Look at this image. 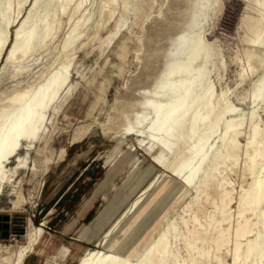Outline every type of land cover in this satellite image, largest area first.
<instances>
[{"label": "rangeland", "instance_id": "obj_1", "mask_svg": "<svg viewBox=\"0 0 264 264\" xmlns=\"http://www.w3.org/2000/svg\"><path fill=\"white\" fill-rule=\"evenodd\" d=\"M197 38L200 59L180 53L175 68V49ZM181 78L185 104L167 138L148 100L157 92L166 102ZM19 111L24 128L0 166V223L9 232L0 230V264H22L50 246L58 218L106 170L92 229L100 239L73 261L48 264H124L173 199L176 237L168 239L180 264H232L230 244L217 250L213 239L244 219L252 233L234 264H264V189L250 210L254 182L264 179V0H0V130ZM203 139L200 172L182 186L173 170ZM219 183L230 192L225 209ZM193 227L204 236L195 243L203 256L185 247ZM68 253L62 245L58 256ZM162 264H176L174 256Z\"/></svg>", "mask_w": 264, "mask_h": 264}, {"label": "bare ground", "instance_id": "obj_2", "mask_svg": "<svg viewBox=\"0 0 264 264\" xmlns=\"http://www.w3.org/2000/svg\"><path fill=\"white\" fill-rule=\"evenodd\" d=\"M104 15H105V10L102 9L100 12L99 21L103 19ZM203 46L204 45L200 38H197L196 42L193 43V45L191 44V42H189L188 44H183V43L179 44V46L173 52V56L175 57L172 60L174 63V67L177 68L183 65V61L177 60L179 58H176V56L180 53L184 54L187 60L197 59V58L200 59V54L203 49ZM185 84H186V80L184 78H181L177 84L172 86L171 92L169 94V99L164 103L160 102V100L157 98L158 96L157 92H155L154 94L156 96L148 100V105L151 106L155 111H157L156 121H155L156 130L160 131L161 129H165V136L167 138L173 135L172 130H177V128L179 127L178 122L181 119V117L178 116V114L181 110L180 108L183 107V105L185 104V96H184ZM20 112L21 111L15 112V114L8 121L7 125L0 130V166H2L12 155L11 148L15 145V138L16 136L21 134L24 128V120L16 119V117L19 115ZM23 112L25 118L29 119L33 112V104L27 103L26 106L23 108ZM183 117L184 115H182V119ZM233 126H234L233 121L230 119L227 120L225 122L224 134L227 135V133L233 129ZM35 132H36V127H32L33 136ZM163 142L166 144L165 141ZM204 145H205V140L203 139V141H201V143L197 146L198 151L190 158H188L183 163L180 169L178 168L176 170H173L174 176L177 173H182L181 176L182 186L184 184L187 185L188 183H190V181L194 179L196 175L200 172L201 168L199 164L206 156L201 154L199 160L197 161L198 163H194V162L196 159H198L197 157L201 153V150L204 148ZM220 186H221L220 189L222 195L220 203H222V207L224 208L226 206L225 199L229 197L230 192L228 191L226 192V190L222 189L223 185L220 184ZM263 189H264V179H256L254 182V197H253V203L255 204V206L250 209L253 215L255 214V210L257 207L256 205L262 199ZM150 196L151 197L149 198V200H147V202L143 206L144 209H148L153 204L157 194L156 192H154L151 193ZM175 200L176 199H173L169 204L164 206L158 218L155 219L156 221L146 226V231L143 233L144 237L140 239V241L136 240V242L133 244L132 247L134 248V253L132 256L130 257L126 256L124 258V264H133V261L134 263H136L135 261L136 258L139 255L142 256L145 252H148L145 264H162L166 256H174L176 264H180L179 259L175 257L172 241L168 239V234H174L173 236L174 239L176 237L174 233L175 224L173 221L174 218L173 205L175 203ZM230 201L231 199L229 198V202ZM262 215L264 216V210L262 212ZM163 218H164V222L162 223ZM192 221H196V218L193 217ZM183 223L187 227L188 220L183 219ZM231 227L232 225L226 229L227 232L226 235L227 238L225 237L226 239L224 238L225 231L222 230L217 234V236L213 239V241L216 245L215 247L217 250H220L221 247L227 243L230 244L232 264H234L238 259V254H239L238 251L241 245V241L246 240L247 242H249L250 234L252 232H250V230L248 229V219H244L243 221L239 222L236 227L233 228ZM262 227L264 228V221L262 223ZM187 234L189 236V239L192 240L194 244H191L189 241H186L185 242L186 249L188 251L196 250L198 256H203L205 254V251L201 248H198L195 244L198 241L202 242L204 240V236L202 232L198 231L196 228L193 227L192 229L187 228ZM256 240L257 239L254 240L255 241L254 243H256ZM106 250L107 248H103L102 253H100L98 257H101L106 252ZM55 258L56 257H52V260L53 259L55 260Z\"/></svg>", "mask_w": 264, "mask_h": 264}, {"label": "crops", "instance_id": "obj_3", "mask_svg": "<svg viewBox=\"0 0 264 264\" xmlns=\"http://www.w3.org/2000/svg\"><path fill=\"white\" fill-rule=\"evenodd\" d=\"M106 170L102 179L93 184L90 192L81 199L79 204L74 207L68 216L58 218V225L55 234H53L51 245L43 246L41 248H34L29 252L22 264H48L52 260V257H56L55 260L73 261L89 247V243L97 241L100 237L92 232L95 228V214L97 212V203H99V193L104 186L109 183L110 176L107 177ZM74 196L69 198L70 202H73ZM62 245L69 248V253L64 259H60L58 252Z\"/></svg>", "mask_w": 264, "mask_h": 264}, {"label": "water", "instance_id": "obj_4", "mask_svg": "<svg viewBox=\"0 0 264 264\" xmlns=\"http://www.w3.org/2000/svg\"><path fill=\"white\" fill-rule=\"evenodd\" d=\"M7 218H8L7 216H4V217H3L4 220H6ZM0 219H1V216H0ZM0 227H3L4 229H6V230H4L2 233L4 234V236H8V235H9V232H8V230H7V228H8V224H7V223H3V224L1 225V223H0Z\"/></svg>", "mask_w": 264, "mask_h": 264}, {"label": "flooded vegetation", "instance_id": "obj_5", "mask_svg": "<svg viewBox=\"0 0 264 264\" xmlns=\"http://www.w3.org/2000/svg\"><path fill=\"white\" fill-rule=\"evenodd\" d=\"M1 231H4L5 229L4 228H0Z\"/></svg>", "mask_w": 264, "mask_h": 264}]
</instances>
